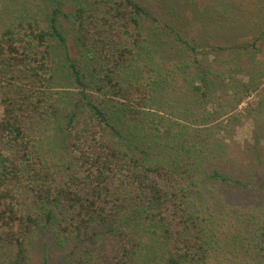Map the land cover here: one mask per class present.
Returning a JSON list of instances; mask_svg holds the SVG:
<instances>
[{"label": "trees", "instance_id": "1", "mask_svg": "<svg viewBox=\"0 0 264 264\" xmlns=\"http://www.w3.org/2000/svg\"><path fill=\"white\" fill-rule=\"evenodd\" d=\"M56 2L0 14V264L38 240L59 264H240L233 214L264 264V201L218 196L264 197L227 136L264 87V0Z\"/></svg>", "mask_w": 264, "mask_h": 264}, {"label": "rangeland", "instance_id": "2", "mask_svg": "<svg viewBox=\"0 0 264 264\" xmlns=\"http://www.w3.org/2000/svg\"><path fill=\"white\" fill-rule=\"evenodd\" d=\"M63 1H67V5L69 4V0ZM54 3H56L55 5L59 4L56 0H0V14L12 17V15L18 12L26 13L29 11H36L43 13L44 11H48L49 6L51 7V4L53 5ZM158 8L157 6V9ZM64 9L67 10L68 6ZM60 20V24L64 29L68 28L71 23L68 19L64 18L62 14L60 15ZM238 22L242 24L241 21L238 20ZM72 51L75 53L74 48ZM246 101L252 102V113H243L241 120H239L238 123L234 122L233 129H231V132L227 136L232 140V150H230V152L231 156L236 158L235 167L237 166L240 172L246 168L251 174V178L244 177L241 173L239 177L245 182H249L250 180L254 184H260L264 182V87L252 93ZM246 101L238 110H241V108L245 106ZM260 101L263 103L260 104ZM223 135L224 134H222V136ZM57 139L58 137L56 136L50 140V142L46 141L48 145L58 147L60 143ZM223 194L231 198L230 204L235 203L237 210L240 212L243 211L244 214H246L245 212L256 213L253 207L264 201V197L261 193H253L250 200L238 193L233 196L228 188H223L221 192H218L219 197H222ZM241 225L242 221L233 214L231 219L227 218L224 221L220 235L225 239H231V244H227L225 248L228 249L232 247L236 249V251L234 250V253H230V255L236 258L238 263L255 264L256 261L252 259L250 254L251 251L247 250V242L245 243V241H243V236L241 238L234 237L235 234L239 233L238 229ZM34 251L37 257L35 264H44L45 254L47 256L46 264H59L61 252L57 251L52 245H45V242L38 240Z\"/></svg>", "mask_w": 264, "mask_h": 264}]
</instances>
